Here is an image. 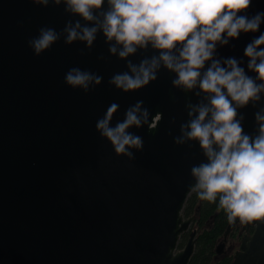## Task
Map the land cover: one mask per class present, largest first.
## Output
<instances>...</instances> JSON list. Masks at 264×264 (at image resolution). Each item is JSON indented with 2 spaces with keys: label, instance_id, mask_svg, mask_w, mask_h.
I'll use <instances>...</instances> for the list:
<instances>
[{
  "label": "water",
  "instance_id": "95a60500",
  "mask_svg": "<svg viewBox=\"0 0 264 264\" xmlns=\"http://www.w3.org/2000/svg\"><path fill=\"white\" fill-rule=\"evenodd\" d=\"M110 8L104 0L92 8L95 18L89 20L71 11L66 0L47 5L0 0V264L190 262L197 229L181 248L179 240L196 216L186 217L183 207L197 183L192 167L208 156L198 138L184 136L181 126L198 114L194 105L210 104L211 93L198 83L191 89L173 84L178 73L160 58L168 50L151 41L120 56L123 43L109 40L102 27ZM260 8L264 0H254L247 14ZM77 21L81 33L84 26H96L90 45L79 36L66 40V26L75 27ZM48 27L56 30L57 39L37 54L31 42ZM258 34L241 31L227 44L217 41L214 58L223 64L224 57H235L257 84L264 83L247 67L250 58L244 53ZM171 51L179 55L178 49ZM153 57L159 60L157 76L147 85L125 91L111 81L116 73L134 75L130 65ZM73 68L93 75L87 89L66 81ZM259 97L244 105L232 101L235 118L250 136L259 132L255 113H264V90ZM113 100L119 108L110 126L122 121L137 100L144 101L149 121L152 114L160 115L155 127L142 123L126 129L142 138V147L125 145L128 152L118 153L96 128ZM240 221L236 216L229 222L217 254ZM250 224L254 229L241 238L231 264H264V218L243 222L247 229Z\"/></svg>",
  "mask_w": 264,
  "mask_h": 264
},
{
  "label": "clouds",
  "instance_id": "9594fccd",
  "mask_svg": "<svg viewBox=\"0 0 264 264\" xmlns=\"http://www.w3.org/2000/svg\"><path fill=\"white\" fill-rule=\"evenodd\" d=\"M55 2L60 3V0ZM103 2L66 0V5L71 11L91 20L95 18L92 8L99 7ZM108 2L111 8L104 14L102 27L109 40L115 37L123 43L120 56L134 52L136 44L146 45L151 41L154 47L168 50L162 51L160 58L168 68L178 73L173 84L191 89L198 83L200 89L211 93L210 104L194 105L198 114L187 126H181L184 136L198 138L208 156L207 162L192 167V173L197 177L195 188L200 189L197 196L213 202L219 195L218 207L225 210L230 222L236 216L241 218V222L264 218V113H255L259 132L250 136L244 132L240 120L235 118L237 111L232 103L235 101L237 105H244L250 98L259 99L264 83L257 84L235 57H224L223 64L221 59L214 58L217 41L227 44L229 37L238 38L241 31L259 32L245 45L244 53L250 58L247 67L256 72L257 78L264 80V48L258 47L264 44V31L260 30L264 22V8L249 16L247 10L254 0ZM34 3L47 5L49 0H34ZM79 27V21L75 27L66 26V40L72 41L79 36L90 45L95 38L96 26H84L82 33L77 31ZM40 31L39 38L31 42L37 54L58 36L51 27L41 28ZM174 48L178 49V56L171 51ZM111 51H116L115 46L111 47ZM206 61L210 63L202 73ZM130 66L134 75L124 72L111 77V81L125 91L141 88L150 80H155L157 74L154 69L159 66V60L153 57L151 62L144 60L138 67ZM65 79L72 85H84L87 89V82L93 79V75L73 68ZM101 79L95 76L97 83ZM143 103V100H137L130 104L125 110V118L110 126L112 115L119 108V103L113 100L103 117L97 119L96 128L111 140L118 153L128 152L125 145H143L139 135L126 131L130 125L148 123L150 127H155L161 119L157 113L152 114L149 121L150 113L147 107L142 108ZM177 139L183 140L184 137ZM213 145H218V148Z\"/></svg>",
  "mask_w": 264,
  "mask_h": 264
},
{
  "label": "trees",
  "instance_id": "16d2710c",
  "mask_svg": "<svg viewBox=\"0 0 264 264\" xmlns=\"http://www.w3.org/2000/svg\"><path fill=\"white\" fill-rule=\"evenodd\" d=\"M200 189H193L184 204L183 214L187 216L195 215L192 228L197 229L195 237V250L188 264H231L232 255L217 254L216 248L229 224L227 213L218 207L219 195L216 201L210 202L202 200L197 196ZM190 231L181 235L179 246L186 243ZM222 256V257H221ZM219 260H216V258Z\"/></svg>",
  "mask_w": 264,
  "mask_h": 264
},
{
  "label": "rangeland",
  "instance_id": "374dc122",
  "mask_svg": "<svg viewBox=\"0 0 264 264\" xmlns=\"http://www.w3.org/2000/svg\"><path fill=\"white\" fill-rule=\"evenodd\" d=\"M241 235H240V227H237L234 231H232V233L228 237V241H227V245H226L225 249L228 250V248L231 244H234V246H233L232 250L229 251V253H227L228 252L227 251L226 252L227 254H224V255H232L234 253V251L239 248V245L241 242ZM179 248H181V247L179 246ZM221 257H219V258H221ZM219 258L217 257L215 259V261L219 260Z\"/></svg>",
  "mask_w": 264,
  "mask_h": 264
},
{
  "label": "flooded vegetation",
  "instance_id": "af4514ba",
  "mask_svg": "<svg viewBox=\"0 0 264 264\" xmlns=\"http://www.w3.org/2000/svg\"><path fill=\"white\" fill-rule=\"evenodd\" d=\"M192 225H193V223H192ZM192 225H191V228H192ZM237 227H240V235H241V238L243 237V235L244 234H246V233H251L252 231H253V229H254V226L253 225H249V228L247 229L246 227H244L243 226V222H238V224L235 226V228L232 230V231H234ZM191 228L188 230V231H191ZM232 233V232H231ZM230 233V234H231ZM229 234V235H230ZM229 237V236H228ZM228 237H227V239L225 240V244H224V247H223V250H222V252L220 253V255H224V254H227V253H229V251L230 250H232V248H233V246H234V244H231L230 246H229V248H228V250H226L225 248H226V245H227V241H228ZM241 243V242H240ZM240 249V245H239V248L238 249H236L235 251H234V253L232 254V257H233V255L235 254V252L237 251V250H239ZM228 251V252H227ZM227 252V253H226Z\"/></svg>",
  "mask_w": 264,
  "mask_h": 264
}]
</instances>
